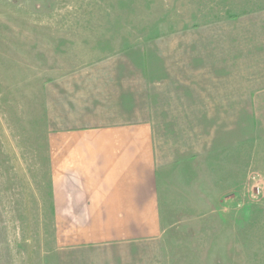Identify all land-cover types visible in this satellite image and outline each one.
Returning <instances> with one entry per match:
<instances>
[{
  "label": "rangeland",
  "instance_id": "rangeland-1",
  "mask_svg": "<svg viewBox=\"0 0 264 264\" xmlns=\"http://www.w3.org/2000/svg\"><path fill=\"white\" fill-rule=\"evenodd\" d=\"M62 63L154 114L161 264H264V0H0V264L63 258L34 161Z\"/></svg>",
  "mask_w": 264,
  "mask_h": 264
},
{
  "label": "crops",
  "instance_id": "crops-1",
  "mask_svg": "<svg viewBox=\"0 0 264 264\" xmlns=\"http://www.w3.org/2000/svg\"><path fill=\"white\" fill-rule=\"evenodd\" d=\"M62 65L53 69L45 143L34 154L47 172L57 262L161 264L154 114L135 119L133 95L113 80L103 87L97 67Z\"/></svg>",
  "mask_w": 264,
  "mask_h": 264
}]
</instances>
